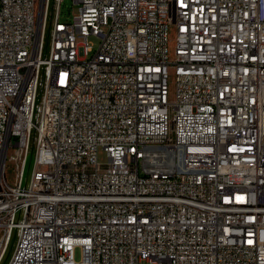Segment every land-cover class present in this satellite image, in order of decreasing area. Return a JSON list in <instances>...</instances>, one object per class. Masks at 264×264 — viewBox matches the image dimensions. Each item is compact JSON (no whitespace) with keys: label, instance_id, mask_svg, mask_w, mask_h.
Segmentation results:
<instances>
[{"label":"built area","instance_id":"2783aa9c","mask_svg":"<svg viewBox=\"0 0 264 264\" xmlns=\"http://www.w3.org/2000/svg\"><path fill=\"white\" fill-rule=\"evenodd\" d=\"M62 2L0 0V259L264 264V0Z\"/></svg>","mask_w":264,"mask_h":264},{"label":"rangeland","instance_id":"374dc122","mask_svg":"<svg viewBox=\"0 0 264 264\" xmlns=\"http://www.w3.org/2000/svg\"><path fill=\"white\" fill-rule=\"evenodd\" d=\"M77 4L74 2V0H63L62 5H61V14H60V18L63 21H70L73 17V15L77 12ZM170 43H169V47L172 50L174 45H175V37H176V32L173 26H171L170 28ZM89 42L92 45L94 50H97V48L99 47V44L101 42V38L96 36V35H90L89 36ZM171 88V92L174 91V84L173 82L170 85ZM99 160L101 162H105L107 160V155L106 153L100 149L99 150ZM16 168H17V162L12 160L8 163L7 165V169H6V177L9 183H13L16 179ZM12 247V246H11ZM11 254L10 251L7 253L6 257H3V263L5 264V262L7 260H9L8 258H10ZM77 257H80V253L77 251ZM8 262V261H7ZM6 262V263H7Z\"/></svg>","mask_w":264,"mask_h":264},{"label":"bare ground","instance_id":"6f19581e","mask_svg":"<svg viewBox=\"0 0 264 264\" xmlns=\"http://www.w3.org/2000/svg\"><path fill=\"white\" fill-rule=\"evenodd\" d=\"M13 246L14 245H12V247L8 250V252L10 251V254L12 253V251H13ZM1 258H3V257H1ZM9 259V258H8ZM8 261V260H7ZM6 261V262H7ZM2 262H4L2 259H0V264L2 263ZM4 264V263H3Z\"/></svg>","mask_w":264,"mask_h":264},{"label":"trees","instance_id":"16d2710c","mask_svg":"<svg viewBox=\"0 0 264 264\" xmlns=\"http://www.w3.org/2000/svg\"><path fill=\"white\" fill-rule=\"evenodd\" d=\"M5 264H7V263L5 262Z\"/></svg>","mask_w":264,"mask_h":264}]
</instances>
